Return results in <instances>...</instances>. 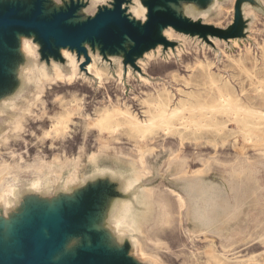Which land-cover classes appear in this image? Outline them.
<instances>
[{
	"label": "rangeland",
	"instance_id": "1",
	"mask_svg": "<svg viewBox=\"0 0 264 264\" xmlns=\"http://www.w3.org/2000/svg\"><path fill=\"white\" fill-rule=\"evenodd\" d=\"M47 1L0 0V16L7 14L11 20L28 22L39 18L44 24H53L56 29L68 35L99 16L102 24L100 30L95 36L83 42H87L92 48L97 44L103 60L109 61V55L122 52L124 65H130L135 71H140L137 60L144 52L158 45L164 50L178 45L177 40L168 41L164 36L163 30L167 27L188 35H196L200 44L205 42L210 48L199 47L197 43L180 38L184 47L179 57L171 56L167 61H163L159 56L152 58L153 60L145 68L146 73L154 80L163 79L165 83L146 81L137 83L133 79H128L129 85L126 89H122L120 81L107 76L108 83L103 81L102 87L97 89L92 81L77 76H72L74 84L66 83L71 75L64 74L63 83L47 84L42 96L45 111L49 115L69 108L73 98L77 100L80 109L74 111L65 136L61 139L43 137V131L49 129L52 124V120L48 117L39 119H34L35 116L28 117L20 137L11 134L0 118V131H8L9 136V143L6 145L5 136L0 138L2 153L0 164L7 161L13 171H31L34 167L40 166L37 153H42L41 155L47 160H51L54 155H61L60 162H64L63 167L69 168L77 163L76 158L80 150L85 151L84 162L93 155L98 160L116 158L136 164L137 155L146 152L145 156H147L159 149H165L174 152L176 157L187 162L188 174L199 171L205 165L215 164L213 159H216L218 161L216 171L222 172L221 166L226 170L236 169L235 173L227 175L240 178L246 172L242 171L239 164L245 163L251 166L250 168L258 170L253 177L264 189V118L259 120L249 115L237 116L238 114L228 108L232 104L236 108L264 112L263 13L254 11V18H244L240 7L247 0H225L208 21L194 22L185 16L176 15L168 5L177 3L178 0H143L146 18L141 21L131 17L128 9L129 0H108L87 21L72 23L71 20L77 17V10L83 4L68 0L60 10L42 17ZM195 1L204 3L206 0ZM156 6L163 9L154 11L153 8ZM227 11L229 14L226 13ZM17 26L0 28V36L9 48L16 46V31L27 36L33 32L32 39L38 45L40 62H45L47 66L51 58L64 62L58 45L43 39L38 32L28 27ZM210 36L216 38L219 43L210 41ZM6 45L4 46L0 41V96L10 95L17 82L7 70L8 60L15 61L17 56L10 52ZM66 47L76 50L79 62L81 56H84L79 66L80 72L91 77L86 71L89 60L82 43L77 48ZM197 63L204 66L199 67ZM104 86L107 88L106 91L103 89ZM28 88L25 85V90ZM107 95L110 96L112 103H125L142 122L154 118V115L155 117L169 115L171 111L179 108L178 111L181 113L164 120V124L173 127L169 128L167 133L162 128H158V131L155 130L157 133L153 131L144 134L141 138H132L120 131L109 139V147H96L98 131L93 123L98 114L112 106L108 105ZM34 101L33 99L29 106ZM18 102L19 105L22 104L20 100ZM41 105L38 107L40 108ZM29 106H25L24 111L28 110ZM39 108L34 109V112L37 113ZM85 114L89 115L88 119L84 118ZM123 128L134 130L129 123H125ZM253 136H259L261 140L257 142L253 140L252 143L245 140L254 138ZM114 142H118L115 143L117 146ZM138 145L142 149L136 152L132 147ZM97 149L106 151L112 149V151L101 153ZM9 152L12 154L10 155ZM20 158L24 159L22 163L18 162ZM221 176H225V173ZM105 189L106 187L102 185L86 187L79 195L77 204L70 208L63 204L57 222L63 238L70 235L78 236L85 216L96 211L100 202L97 194L103 193ZM252 200V205L245 206L242 211L241 226L229 241L224 242L216 236L188 233L184 226V212L181 217L177 215L174 196L170 195V191L159 186L153 192L151 220L145 229L148 242L144 252L148 256H159L163 264H264V203H256V198ZM29 209L32 221L27 220V224L20 228L19 235L21 234L23 241L26 242L27 248H33L34 245L41 247L42 244L39 242L41 227L51 228L54 223L52 219H44L39 207L30 204ZM252 209L254 210L250 213ZM230 226L232 227L233 224ZM91 237V252L100 253L101 257L90 259L88 264L121 262L134 264L127 257L126 246L120 251L109 252L98 246L96 235L92 234ZM156 238L162 240V246L154 245L152 241ZM52 253L50 252L48 256ZM83 253V249L78 250L76 258L69 260L67 264L81 263ZM251 255L252 257L249 258Z\"/></svg>",
	"mask_w": 264,
	"mask_h": 264
},
{
	"label": "bare ground",
	"instance_id": "2",
	"mask_svg": "<svg viewBox=\"0 0 264 264\" xmlns=\"http://www.w3.org/2000/svg\"><path fill=\"white\" fill-rule=\"evenodd\" d=\"M65 1L68 2V0H48L45 3L42 17L60 10L61 6H65ZM75 1L80 2L83 6L77 10V17L71 20L72 23L87 21L108 0ZM224 1L206 0L201 3L195 0H178L177 3H169L168 5L176 15L185 16L194 22L198 20L205 22L209 20L214 12L220 9ZM128 7L131 17L141 21L145 20L146 8L143 5V0H129ZM159 9L163 8L158 6L153 8L154 11ZM240 9L244 18H254V11L264 14V0L244 1ZM163 34L168 41L177 40L178 45L174 48L168 47L166 50L158 45L156 48L144 52L143 56L137 60L140 71H135L130 65H124L122 52L112 56L109 55V61L103 60L97 44H94L95 46L92 48L88 46L87 42H83L82 46L89 60L86 67L87 73L91 76L89 77L80 72L79 66L83 62L84 56H81L79 62L75 49L70 50L67 47H60L59 51L64 62L51 58L47 66L45 62L39 61L38 45L32 39L34 33L30 32L27 36L25 33L16 31L15 47L9 48L2 39L0 40L4 46L6 45V48L8 47L10 52L17 56L15 61L8 60L7 70L14 79H17V82L10 95L0 96V118L9 128L11 134L14 133L20 137L21 132L25 129L28 117L35 116L34 119L48 117L52 120V124L49 129L43 131V137L61 139L65 136L69 123L72 122L74 111L77 112L80 106L77 100L73 98L70 105L68 104L69 108L53 115L47 114L42 96L47 84L59 85L63 83L64 74L67 73L71 76L66 83L72 84V76H77L92 81L97 89L102 87L103 81L108 83L109 78L107 76L120 81L122 89H126L129 85L128 79H133L137 83L141 81L165 83L163 79L154 80L146 73L145 68L153 60L152 58L159 56L163 61H167L171 56L179 57L184 47L180 38L197 43L199 47L210 48L205 42L200 44L196 35L192 36L178 32L172 27L164 29ZM209 40L219 43L216 38L211 36ZM51 41L54 43L52 39ZM219 52L222 55L221 50ZM197 65L199 67L204 66L201 63H197ZM25 85L29 87L28 90H25ZM146 85L148 84L146 83ZM103 89L107 90L105 86ZM33 99L35 100L34 103L29 106ZM18 100L21 101V105H19ZM107 102H109V106H112L107 107L100 115L98 114L93 123L98 131L96 147H109V139L120 131L125 132L132 138H141L144 134L153 133L156 129L158 131V128H162L167 133L171 127L164 124V120L167 117L178 116L181 113V111H178L179 108L171 111L166 116L155 117L153 114L154 118L142 122L125 103H112L109 95H107ZM39 105H41L40 108ZM25 106L30 108L24 111ZM38 108V112L35 113L34 109L37 110ZM228 108L238 114L237 116L249 115L258 119L264 118V112L241 109V107L236 108L232 104ZM84 118L88 119L89 115L85 114ZM116 120L126 121L125 123L131 124L134 130L123 128L125 123ZM4 136L6 145L9 143L8 131L1 130L0 138ZM253 137L245 140L248 143L250 141L252 143L253 140L255 142L261 140L259 136ZM115 145L117 146V144ZM132 148L136 152L142 149L140 145ZM178 149L180 151L181 146ZM97 151L109 153L112 149L111 151L97 149ZM115 152L117 151L115 150ZM12 153L14 155V149H12ZM41 154L37 153L40 166L34 167L31 171H13L7 161L0 164V256L3 264H8L13 255L22 257L21 241L18 238L17 230L27 220L31 219L30 204L39 207L43 217L46 220L52 219L54 223L50 229L44 227L41 230L43 239H50V242L49 240L47 242V244L49 243L47 248L45 246L42 249L43 253L46 249H49L51 241L52 245H60L49 260L52 264H61L67 258H76L80 249L84 250L81 264H87L92 258L101 257L100 253L91 252L92 234L97 236L98 246H102L109 252L120 251L126 246L127 257L134 264H163L159 256H148L144 252L148 242L145 229L151 220L153 192L157 187H164L170 191V195L174 196L177 215L181 217L184 212V226L188 233L192 235H212L224 242L229 241L236 233L237 228L241 226L240 216L242 211L245 206L250 207L252 205L253 198H256V203H264V189L257 184V179L253 177V174L258 170L250 168L251 166L245 163H241L239 166L246 174L237 178L227 175L228 173H235L236 169L226 170L221 166L223 171H216L215 167L218 164L216 159H213L215 164L205 165L199 171L188 174L186 172L187 162L185 163L181 158L176 157L174 152L171 153L165 149H159L147 156H145L146 152L137 155L135 157L136 164L116 158L98 160L93 155L84 162L85 151L80 150L76 158L77 163L69 168L63 167L62 163L64 162H60L61 155H54L51 160H47ZM1 155L0 152V157ZM23 161L24 159L20 158L18 162L22 163ZM222 173H225V176H221ZM97 185L105 186L106 189L100 197L96 211L85 216L82 230L78 236L70 235L63 238L57 225L59 213L63 210V204L69 208L74 206L77 204L82 190ZM253 210H250V213ZM230 224H233V226L231 227ZM152 242L156 247L163 245L162 240L159 238ZM251 257L252 255L249 258Z\"/></svg>",
	"mask_w": 264,
	"mask_h": 264
},
{
	"label": "water",
	"instance_id": "3",
	"mask_svg": "<svg viewBox=\"0 0 264 264\" xmlns=\"http://www.w3.org/2000/svg\"><path fill=\"white\" fill-rule=\"evenodd\" d=\"M100 19H101V17L98 16L95 19L87 22L82 27L78 28L73 33L68 35V34L63 33L61 31H59L58 29H56L53 24H51V25L50 24H44L41 21V19H39V18H38V20L34 19L30 22H28V21H16V20H11L9 18V15L4 14V15L0 16V28H6V27H10V26L18 27L17 25L28 27V29H32L35 32H38V34L41 35L43 37V39H48L50 43H52V41H51V39H52L54 42L53 44L58 45L59 47L69 46V47L77 48L81 45V43H83V41H85V39L91 38L92 36H95L96 33H98V31L100 30L99 27L102 25L100 23ZM1 39L2 38L0 36V40ZM29 220H31V219H29ZM26 224L27 223H25L23 226L19 227L17 230L18 238L21 241L22 257H18V256L13 255V256H11L8 264H52L49 262V260L52 257V255L54 254V251L60 245H52V241H51V245H50L49 249L48 250L46 249L43 253L42 249L45 246L47 248V246L49 244V243L47 244L48 240L50 242V239L44 240L42 237L41 230H42V228L45 227V226H43V227H41L40 233H39L40 234L39 235V238H40L39 242L42 244V246L37 247L36 245H34L33 248L28 247L29 248L28 249L26 242H24L22 239L21 234L19 235L20 228L24 227ZM45 228H47V227H45ZM29 240H31V239L29 238ZM30 242H32L34 244L33 241H30ZM50 252H53V253L51 256H48V254ZM1 260H2V258L0 256V264H3L1 262ZM69 260H71V258H67V260H65L61 264H67L69 262ZM80 261H81V259H80ZM81 263H79V264H81Z\"/></svg>",
	"mask_w": 264,
	"mask_h": 264
},
{
	"label": "snow or ice",
	"instance_id": "4",
	"mask_svg": "<svg viewBox=\"0 0 264 264\" xmlns=\"http://www.w3.org/2000/svg\"><path fill=\"white\" fill-rule=\"evenodd\" d=\"M117 8H118V6H117ZM97 196H98V198L101 197L102 193H98Z\"/></svg>",
	"mask_w": 264,
	"mask_h": 264
}]
</instances>
